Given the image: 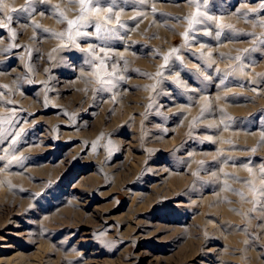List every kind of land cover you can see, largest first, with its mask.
Masks as SVG:
<instances>
[{"label":"rangeland","instance_id":"obj_1","mask_svg":"<svg viewBox=\"0 0 264 264\" xmlns=\"http://www.w3.org/2000/svg\"><path fill=\"white\" fill-rule=\"evenodd\" d=\"M0 264H264V0H0Z\"/></svg>","mask_w":264,"mask_h":264},{"label":"snow or ice","instance_id":"obj_2","mask_svg":"<svg viewBox=\"0 0 264 264\" xmlns=\"http://www.w3.org/2000/svg\"><path fill=\"white\" fill-rule=\"evenodd\" d=\"M89 2H95V3H98L99 0H81V3L84 4L85 9L87 8V5H88ZM199 2H200V3H203L204 0H199ZM24 7H25V8H28V7H29V4H26ZM12 11H17V10H16V9H13ZM68 23H69L70 25H74V24L78 23V21H69Z\"/></svg>","mask_w":264,"mask_h":264}]
</instances>
